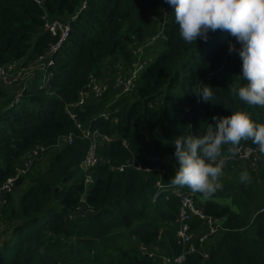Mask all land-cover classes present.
<instances>
[{
	"label": "trees",
	"instance_id": "trees-1",
	"mask_svg": "<svg viewBox=\"0 0 264 264\" xmlns=\"http://www.w3.org/2000/svg\"><path fill=\"white\" fill-rule=\"evenodd\" d=\"M160 4L165 0H0V68L34 60L56 41L45 27V14L50 20L70 22L69 37L52 56L47 85L44 74L38 73L18 103L12 105L8 93L3 97L0 187L15 175L28 151L39 144L47 150L28 173L31 184L19 202L10 196L0 210V264H161L140 253V243L155 242L172 258L182 254L179 198L166 199L168 191L162 189L153 200L157 182L171 183L179 167L174 140L202 135L209 123L215 124L213 116H228L237 109L264 124V108L229 94L231 77L242 71L238 52L228 50L230 42L240 47L235 38L228 31H216L209 32L207 42L198 38L185 43L172 6L161 25L159 44L147 46L144 58L153 50L151 60L135 90L115 101V92L108 91L98 101L90 98L76 108L84 127L110 137L97 146L98 163L87 170L81 167L90 140L65 106L89 90L94 78L110 75L107 63L136 61L134 50L158 32L154 15ZM200 81L212 87L214 103L192 92L202 86ZM104 111H110L109 119L101 116ZM70 134L72 142L60 146ZM241 143L256 146L251 140ZM143 157L144 165L159 167L161 173L119 169ZM233 164L251 167L226 162L222 189L201 202L222 226L201 247L198 237L207 226L193 218L190 232L197 251L189 252L183 264H264V212H259L264 200L256 199L252 184L235 181ZM254 170L264 185V156ZM240 174L237 167L235 176Z\"/></svg>",
	"mask_w": 264,
	"mask_h": 264
},
{
	"label": "clouds",
	"instance_id": "clouds-1",
	"mask_svg": "<svg viewBox=\"0 0 264 264\" xmlns=\"http://www.w3.org/2000/svg\"><path fill=\"white\" fill-rule=\"evenodd\" d=\"M173 6L179 35L187 43L198 38L207 42L209 32L228 31L240 45L229 43V53L238 52L242 71L229 83V94L248 106L264 108V0H165ZM243 81V83H242ZM202 86L192 90L198 98L214 103L212 87ZM202 135L177 136L173 144L179 167L171 179L173 186L188 188L211 198L223 185L221 177L227 162L222 154L235 157L240 152L242 140H251L264 156V124L255 123L244 109L228 116H213ZM259 158V157H257ZM241 182L250 179L247 170L241 172Z\"/></svg>",
	"mask_w": 264,
	"mask_h": 264
},
{
	"label": "built area",
	"instance_id": "built-area-1",
	"mask_svg": "<svg viewBox=\"0 0 264 264\" xmlns=\"http://www.w3.org/2000/svg\"><path fill=\"white\" fill-rule=\"evenodd\" d=\"M37 2L41 4L43 0H37ZM83 8H85V3H83L81 9ZM43 17L46 18V29L55 38H57L56 41L47 49L45 53L39 55L34 60L28 62L24 60L15 61L0 68V89L7 90L8 99H10L12 105L21 100L24 89L29 87V84L38 73L44 74L43 85H47L49 78L52 75V72L49 70V66L53 63L52 56L55 52L62 48L63 44L69 37L70 22L67 19L57 18L50 20L47 14ZM76 17L77 13L72 16V19H75ZM142 48L143 47H139L134 50L136 56L138 55L134 64L128 65L127 62L124 61H119L113 64V72H109L110 75L103 78H94L91 82L89 90L81 92L79 94V99L76 102L68 103L65 106L67 114L74 120L77 128L83 132L87 139L90 140L88 152L81 163V167L84 170H87L98 163L100 157L98 156L97 146L102 139L109 141L110 137L100 134L99 129L97 128L90 130V125L84 127L83 124L78 121L75 110L77 107L82 108L90 98H92L93 101H98L108 91L115 92L113 99V101H115L119 96L131 93L135 90L137 79L144 69V65H141V69L138 67L139 63L144 62V59L139 56V54L143 52ZM2 101L3 99L0 97V107ZM110 103L112 104V101ZM101 116L104 119H109L111 113L110 111H104ZM64 138V144L61 143L60 146L71 143L73 135L70 134ZM124 145L127 147L126 142H124ZM227 148L228 145L226 146L225 151L222 152L227 161L234 160L236 162H242L250 165L254 169L257 167L258 159L260 158L257 145L254 146L240 143V152L235 157L231 156L227 152ZM46 150L47 148L44 145L39 144L20 158L16 166L15 175L9 177L0 187V210L8 204L7 198L12 196L17 191L19 188V181L28 175L36 160H38L46 152ZM144 158L147 157H143L140 160L133 159L119 169H123L125 166H128L145 172L157 171L161 173V169L159 167L152 169L149 166L144 165ZM149 159L153 160L154 158L149 157ZM156 187V193L153 198L154 201L158 200L162 189L168 191L166 199H169L171 195L179 198L181 207L177 220L179 225L177 236L181 240L183 253L172 258L165 254V251L159 247L157 242L151 244L140 243V253L151 259L158 260L161 264H183L189 252L197 251V246L192 239L193 235L190 232L191 221L193 218L197 217L200 220H203L207 226V231L205 233L201 232L198 237L201 247H203L209 240L210 236L219 231L222 226V222L220 219L212 217L205 212L203 206L198 202V199L200 198L198 193H193L186 187L181 188L173 186L171 183L165 185L161 180L157 182ZM259 212H264V206L260 208ZM202 254L205 257H208L206 250H203Z\"/></svg>",
	"mask_w": 264,
	"mask_h": 264
},
{
	"label": "rangeland",
	"instance_id": "rangeland-1",
	"mask_svg": "<svg viewBox=\"0 0 264 264\" xmlns=\"http://www.w3.org/2000/svg\"><path fill=\"white\" fill-rule=\"evenodd\" d=\"M172 6L171 5H169L168 3H166V4H160V8H161V10H160V8H159V12L157 13V14H155L154 16V19L155 18H157V21L159 22V24H160V28L159 27H157V33H156V35L155 36H153V37H150V38H148L147 39V42H146V45L145 46H141V47H143L142 48V53L141 54H139V56H141V58H143L144 60V62L142 63H139L138 64V67L141 69L142 68V66L141 65H144V67L150 62V58H151V55H152V52H153V50H151V52H148V55H147V58H144V54H145V52H146V50H147V46H155L156 47V45H158L159 43V41H158V39L157 38H159L160 37V35L162 34V29H161V25L164 23V18H165V14H166V12L167 11H169V9L171 8ZM156 20V19H155ZM137 57H138V55H137ZM149 58V59H148ZM117 63V62H116ZM132 64H134V63H132ZM131 64V65H132ZM107 68H110L111 67V69L109 70V72L111 73V72H113V67L111 66V65H109V63H107ZM137 66V65H136ZM42 79V78H41ZM7 93V90H5V89H0V97H2V99H3V97H4V95ZM2 106V105H1ZM3 108L2 107H0V111L2 110ZM44 158V157H43ZM46 158V157H45ZM45 158L44 159H42V161H45ZM237 167H240L241 168V172L242 171H244V170H247L248 171V173H249V175H250V179L245 183V184H247V185H249V184H252V187H253V190H256V192H257V194H258V197L256 198L258 201H262V200H264V185L262 184V180L263 179H261L260 177H259V174H258V171H257V173H255L254 171H256V170H254V168H249V167H247V166H245V165H243V164H233V167L232 168H234V171L233 172H231V174L234 176V178H235V181H240V179H239V177H240V175L239 176H235V169L237 168ZM33 168V167H32ZM252 169L254 170V171H252ZM32 170V169H31ZM31 170H30V172H31ZM30 172H29V174H30ZM26 178V179H25ZM24 179H25V181H24V183H23V185H19L18 187V189H17V191L12 195L13 196V202L14 203H17V202H19V200H20V198H21V196L23 195L22 193H24L29 187H30V184H31V182L29 181V179H28V176H25L24 177ZM199 199H201V196H200V198ZM6 207V206H5Z\"/></svg>",
	"mask_w": 264,
	"mask_h": 264
},
{
	"label": "crops",
	"instance_id": "crops-1",
	"mask_svg": "<svg viewBox=\"0 0 264 264\" xmlns=\"http://www.w3.org/2000/svg\"><path fill=\"white\" fill-rule=\"evenodd\" d=\"M62 143L64 144V140L62 141ZM23 194V193H22ZM200 200V204H201V202H203V201H205V200H207L205 197H203V196H201V199H199ZM221 222H222V220H221Z\"/></svg>",
	"mask_w": 264,
	"mask_h": 264
}]
</instances>
